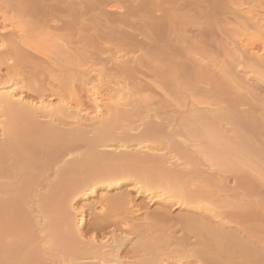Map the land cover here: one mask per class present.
I'll return each instance as SVG.
<instances>
[{
	"label": "rangeland",
	"instance_id": "rangeland-1",
	"mask_svg": "<svg viewBox=\"0 0 264 264\" xmlns=\"http://www.w3.org/2000/svg\"><path fill=\"white\" fill-rule=\"evenodd\" d=\"M144 1L0 0V16L8 14L11 20L9 22L13 21L17 29L24 31L22 35L31 41L32 47L39 48V45L43 44L41 41L43 39H56L68 56L70 55L59 57L44 50L37 51L35 48L32 50L19 45L33 60L22 64H17L14 60L7 63L6 58L11 56L12 48L6 44L2 51L0 78L19 74L20 78L16 75V79L22 81L21 85L27 96L34 98L44 94L50 95L51 91L53 93L58 90L59 82L56 81L58 83L55 84L54 78L51 77V74L56 72L62 77L72 78L75 91H80L84 102H87L84 95L86 84L94 82L95 79L88 75L86 70L91 66L102 70L103 80L111 82V85L105 84V88L119 85L118 88L127 97L126 103L129 104L125 110L130 114L126 122L114 129L113 140L108 144L119 147L126 143L130 150L135 152V140L142 135L146 126L148 124L159 126L161 132L156 131V136L150 140L149 147L160 151L158 153H161L164 162L168 160L166 167L182 172L181 184L186 186L185 188L207 193L206 199L209 204L221 218L223 217L222 219L229 222L223 230L234 234L236 238L234 241L244 242L252 250L255 249L262 260L259 262L264 264V183L251 172L219 175L216 170H210L202 159H197L192 153L190 142L177 138V135L182 133L178 128V119L188 108L178 109L175 106V94L181 92L189 95V92L182 81L176 82L166 77L168 63L178 67L185 66L187 70L185 76L188 77L194 94L199 95L203 101L199 106L210 111L227 112L233 125L245 130L248 139L264 153V77L250 69L246 59L240 60L239 56L236 57L237 55L233 53L235 51H230L236 50L233 42L235 43L238 35H250L258 31L256 26L252 25L253 29L250 30L251 26L248 27L250 22L243 20L241 5L249 3L251 9L260 10L261 8L257 6L264 9V0H260V5L252 0H153L154 6L147 13L141 10ZM235 9H238V14ZM167 15L171 17L174 25L167 23L160 35L157 25ZM244 23H247L246 27L243 26ZM6 36L14 41L18 37L12 32ZM113 58L116 62L112 60ZM36 62H40L39 66L43 63L45 66L38 67ZM200 65L204 68H209V65L210 72L214 69L213 66H217V70L214 71L218 72L219 77L214 71L211 74L213 76L217 74L212 79L217 81L218 85L195 73V69ZM219 68L224 69V72L221 71L223 74L226 71L230 74L225 73L228 75L223 76L219 73ZM179 74L178 77L183 76L182 72ZM232 99H236L234 104L231 103ZM145 100L142 108L136 111L135 103H142ZM189 101L188 99V103ZM1 122L7 121L3 119ZM50 122L41 117L38 119L40 125H47ZM53 123L65 133L77 127L66 119H57ZM221 125L226 132L232 134V125L226 122ZM2 128L0 125V140L4 139V136H1ZM81 129L87 138H95L96 133L91 128ZM174 142H178L193 155L194 160L191 163L186 165V161L172 148ZM77 146L80 148L66 160L74 159L78 153H83L87 149L83 142H79ZM97 150L103 154L113 151L110 148ZM29 156L30 152L24 150L21 156H14L13 160ZM41 161L38 159L35 163ZM174 164H180L182 167H174ZM61 166L62 164L51 166L41 175L39 170L27 165L23 171L26 176L18 175L9 185L24 189L26 209L33 225L28 232L39 237V242L46 236V233L39 234V228L35 227L38 220L44 219L38 204L39 197L45 193L49 181L54 178L55 171ZM248 181L255 184L257 189L247 191ZM1 183H4V180L0 178ZM127 183L104 192L99 189L95 198L88 201L86 203L88 205L83 208L86 223L81 229L83 234L81 247H88L87 242L92 237L88 227L102 219L105 225L95 231L97 242L92 246H97L95 251L103 253L104 256L113 251L115 254L108 256L106 262L98 258L81 261L80 264L139 263L148 257L147 251L138 246L140 240H149L161 234L164 235L165 241L156 249V264H253L232 259L225 251L216 250L214 246L207 249L203 244L210 242L212 238L209 240L208 237L206 239L204 236L183 230L178 219L184 214L196 215L197 212L191 208L189 210L172 208L164 223L153 219L152 214L163 211L166 207L152 203L148 205L144 196L136 194L133 189L130 190ZM116 197H121L122 200L119 207L114 209L109 201ZM5 198L3 193L0 194V199ZM93 202L97 204L92 205ZM74 203L82 205L79 199ZM63 209L72 213V206L69 203ZM234 213L239 214L241 219L232 217ZM49 219L45 220L47 232L53 225ZM56 223L59 227L63 225ZM210 225L215 226L214 221H211ZM112 237L118 243L111 244ZM103 243H106L105 249L100 248ZM51 248L53 253L49 252L46 256L41 253L43 264H52L50 263L52 256L61 252L59 246L53 245Z\"/></svg>",
	"mask_w": 264,
	"mask_h": 264
},
{
	"label": "bare ground",
	"instance_id": "bare-ground-1",
	"mask_svg": "<svg viewBox=\"0 0 264 264\" xmlns=\"http://www.w3.org/2000/svg\"><path fill=\"white\" fill-rule=\"evenodd\" d=\"M96 1L102 2L103 0ZM252 1L257 4L261 3L260 0ZM153 6V0H145L141 10L147 13ZM241 6L242 10L238 9L244 14L243 20L250 22L248 27L256 26L258 31L250 35L236 36L235 43L231 41V44L233 42L236 45V50L231 49L230 51H235L233 53L237 55L236 57L239 56L238 59H246L249 68L264 77V9L261 6H257L261 8L260 10L251 9L249 3ZM238 9H235L237 14L239 13ZM9 20L8 14L0 16V63L6 44L12 48L11 56L6 58L7 63L14 60L17 64H22L33 60L20 47L24 46V48H32V50L35 47H32L31 41L26 40L23 36L24 31L17 29L15 23L12 21V24ZM167 23L174 25L169 15L158 23V34L161 35L162 29ZM243 26L246 27L247 23H244ZM252 26L250 30L253 29ZM11 32L19 37L20 40L16 36L18 42L7 38L6 35ZM55 40L43 39L41 40L43 44L35 49L37 51L44 50L59 57H67L68 54L63 46L58 43V40V42ZM114 61L116 62V59ZM39 63H37L38 67L45 66L44 63L39 66ZM216 65L213 66L214 69L211 72L209 65V68L200 65L195 69V73L218 85L217 81L212 79L218 74L217 71H214ZM166 66V77L176 82L182 81L189 92V95L181 92L175 94V106L178 109L188 108L186 113L180 115L178 119V128L182 133L178 134L177 138H182L184 142H190L192 153L197 156V159H202L210 170H216L219 175L251 172L264 183V153L248 139L245 130H240L233 125L227 112L223 110L210 111L199 106L203 101L199 95L194 94V89L189 83L188 77L185 76L187 75L185 66V68L181 65L178 67V65L170 63ZM223 70L219 68L218 71L222 73ZM213 71L217 73L214 76L211 74ZM86 72L95 79L94 82L86 84L87 89L84 95L88 104L84 102L80 91H75L69 74H67L68 77H62L56 72L52 73L51 77L54 78V83L59 82L58 90L53 93L51 91L50 95L44 94L34 98L27 96L21 85L22 81L16 79L17 74L0 78V120L6 119L7 121L0 123L3 126L1 136H4V139L0 140V178L4 180V183L0 184V194L3 193L6 197L0 199V264H43L41 253H44L45 256L49 252L53 253L51 248L53 245L59 246L61 252L52 256L50 259L52 264L61 262L63 264H80L81 261H92L98 258L106 262L108 256L115 254L114 251L104 256L103 253L95 251L97 246H92L97 242L95 231L104 227V220L98 219L88 227L92 237L87 242L86 246L88 247H81L83 244L81 229L86 223L83 208L88 201L96 196L99 189L103 192L111 188L116 189L122 187V184L126 182H128L127 186L130 190L133 189L136 194L144 196L148 205L152 203L166 207L163 211L152 214L153 219L164 223L172 208L186 210L191 208L197 212L196 215L184 214L178 219L183 230L198 234L197 236H204L206 239L207 237L208 239L212 238L209 239L210 242L203 244L207 249L214 246L216 250L225 251L232 259L259 264V261L262 260L254 251L255 249L252 250L244 242L234 241L235 235L223 230L229 222L222 219L223 217L221 218L220 214H217L214 207L209 204L206 199L207 193L205 191H190L185 188L186 186L181 184L182 172L170 169L169 166L166 167L168 160L164 162L163 158L161 159V153H158L160 151L149 147V142L156 136V131L161 132L159 126V131L158 127L153 124L146 126L142 135L135 140V152L131 151L126 143H122L119 147H112L108 144L113 140L114 129L126 122L130 116L129 111L125 110L128 104L126 103L127 97L118 88L119 85L105 88V84L111 82L103 80L102 70L99 71L91 66ZM181 72L183 76L178 77ZM225 73L230 74L227 71ZM225 73H222L223 76L226 75ZM17 76L20 78L19 74ZM189 80H191L190 77ZM56 81L58 82L56 83ZM51 87L54 88V85ZM215 87L218 88V86ZM235 102L236 99L231 100V103ZM145 103L146 100L142 103L136 102L135 110L139 111ZM39 117L51 122L47 125H40ZM57 119L69 120L77 127L68 133L61 132L53 123ZM223 122L232 125V136L229 131L227 133L223 129L224 126L222 128ZM81 127L91 128L96 133L95 138H87ZM79 142H83L87 149L83 153H78L74 159L66 160L80 148L77 146ZM98 148H110L113 151L103 154L97 150ZM172 148L186 161V165L194 160L193 155L178 142H174ZM24 150L30 152L29 158L21 157L13 160L14 156H21ZM38 159L42 161L36 164ZM58 164H62V166L58 171H55L54 178L49 181L45 193L39 197L38 201L44 219L38 220L35 227L39 228V234L46 233L45 238L39 242V237L28 232L33 225L26 209L24 189L13 188L9 185L18 175L26 176L23 171L27 165L39 170L42 175L45 169ZM176 165L174 164V167H182L180 164ZM253 189H257V187L248 181L246 190L251 192ZM76 199H79L82 205L74 203ZM121 200V197H116L109 202L116 209ZM68 203L72 206V213L63 209ZM95 204L97 202H93L92 205ZM235 214L232 217L241 219L239 214ZM48 218L53 225L47 232L45 220ZM211 221H214L215 226L210 225ZM56 222L63 224L62 227H59ZM25 231H27L26 234ZM111 239V244L118 243L115 238ZM164 239V235L161 234L149 240H140L138 246L147 251L148 257L136 264H156L155 252L158 245L165 241ZM233 246L234 248H232ZM106 247V243H103L100 248L105 249Z\"/></svg>",
	"mask_w": 264,
	"mask_h": 264
}]
</instances>
